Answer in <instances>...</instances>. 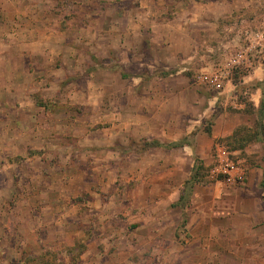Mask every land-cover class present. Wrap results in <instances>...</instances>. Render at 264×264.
Masks as SVG:
<instances>
[{"label":"crops","instance_id":"obj_1","mask_svg":"<svg viewBox=\"0 0 264 264\" xmlns=\"http://www.w3.org/2000/svg\"><path fill=\"white\" fill-rule=\"evenodd\" d=\"M102 1L106 0H98ZM119 1L109 3L119 5ZM146 1L147 13H153V0ZM193 1L186 0L185 5L194 8L187 11L184 28L174 25L181 18L162 24L154 21L147 25L156 28L152 34L149 29L142 31L143 25L123 22L129 17L126 13L116 11L111 17L122 21L121 32L110 38L120 44L115 48H126L127 41L140 38L147 53L161 47L165 56L159 61L164 67L162 74L150 82L132 78L133 88L128 94L123 89L124 80L105 78L106 69L98 65L107 57L112 45L105 43L113 34L94 33L90 22L85 24V18H89L83 13L88 8L85 2L61 11L56 0H0V164L10 176L5 180L9 181L8 191L1 193L4 184L0 188V264L25 262L26 244L21 242L24 235L17 240L10 237L13 226L23 231L20 222L24 205L19 201L18 207L13 204L12 209H16L10 211L9 200L14 192V173L31 163L51 169L60 166L66 173L69 167L90 165L93 169L89 183L83 176L68 179L62 175V179H52L38 192L40 198L64 201L88 196V205H83L86 208L61 201L45 204L44 208L55 215L58 245L80 237L86 228L83 218H88L87 213L93 217L95 232L84 242L80 264H264V155L255 165L248 164L246 180L239 187L221 189L210 178L204 184H187L197 160L207 167L215 164V149L222 145L218 142L237 128L258 121L264 91V78L257 67L241 84L246 88L242 91L251 94L248 102L253 103L254 112H246L247 103L243 102H232L228 110L223 101L237 89L234 84L224 85L218 91L222 101H215L216 97L206 98L187 77L186 65L192 64L193 58L189 55L200 54L206 39L218 36L216 31L208 35L205 28L214 21L211 8L215 2ZM127 50L137 60L142 46L136 50L130 44ZM167 55L183 62L177 67V76L165 71L172 68ZM99 72L103 78L93 76ZM114 83L120 87V93H115L118 104L114 118H132L129 133L135 142L144 139L160 145L148 150L144 158L131 151L132 180L136 182L130 199L131 221L118 226L102 221L109 218L105 214L112 202L104 203L101 194L111 185L98 188V167L113 158L121 164L122 147L116 140L100 145L89 136V127H78L72 121L76 113L86 117L84 109H104L103 101L109 95L106 87ZM154 83L156 87L150 89ZM235 94L234 98L238 96ZM112 129H105L106 134L114 132L121 139L124 127L115 125ZM263 146L264 142H258L247 153L256 154V148ZM35 175L38 180L44 178L39 171ZM18 192L26 197L24 189ZM118 210L121 214L122 209ZM114 212L117 214L116 209ZM2 214H16L18 224L1 221ZM10 253L14 256L7 259Z\"/></svg>","mask_w":264,"mask_h":264},{"label":"rangeland","instance_id":"obj_2","mask_svg":"<svg viewBox=\"0 0 264 264\" xmlns=\"http://www.w3.org/2000/svg\"><path fill=\"white\" fill-rule=\"evenodd\" d=\"M58 2L59 8H61V11L64 9H68V7L71 6V8H76L74 6L80 5L82 6V3L85 2V5L88 6L87 9H84L83 13L85 17L89 16V18H85L84 22L85 24H90L92 27H94L93 32H100L101 35L104 36L107 32L113 34L110 38H114V34L117 35V33H120L121 29V22L130 24H139L143 25V28H141L142 31H150V33H154L155 29L152 27H147L149 23L153 24L154 21L156 23L162 24L164 22L167 23L168 20L172 22L174 19L181 18L183 20H179L178 22H174V25L181 26V28L185 27V23L188 16H186L187 11L189 9H193V5H185L186 0H153V5H150L152 8L153 13H147L148 7L146 5V0H122L119 1V5H114L113 2L109 3L111 0H106L105 2H98V0H56ZM90 1V2H89ZM144 1V2H142ZM207 0H194L193 2L201 3ZM215 2V6L211 8L214 12H212V21L213 23L210 25H207L205 27L208 31L206 33L216 31L218 33V36L215 38H210V36L206 39L208 40L203 44L202 51H200V54L197 55H189L193 56L191 57L190 61H192V64H185L187 66V70H185V74L187 77L192 80L193 83L199 86V89L201 92L206 95V98H214L216 97L215 101L220 99L218 91H221V89L212 88L205 86L202 84L203 82L200 80L201 76L210 77V79L218 73L219 70H223L225 65L228 63V59L235 54L236 52L240 51L246 46V33L251 30L257 29V27H260L264 23V0H208ZM88 2V4H86ZM179 2H182L180 4ZM106 3V4H105ZM150 3V2H149ZM148 3V4H149ZM150 8V7H149ZM72 11V10H71ZM79 11L80 10H76ZM116 11H119L120 13H126L129 15L125 20L114 21L111 17H114V14ZM132 13H142L141 16H134L132 17ZM178 13L180 15H178ZM88 14V15H87ZM105 16H104V15ZM148 14V15H147ZM99 15V18H95ZM102 15L104 17H102ZM108 15V16H107ZM185 15V16H184ZM190 17L191 14L189 15ZM107 17V18H106ZM129 19V20H128ZM94 20V21H93ZM131 20V21H130ZM88 21V22H87ZM169 22V21H168ZM65 24V23H64ZM127 25V24H125ZM177 27V26H176ZM180 28V27H179ZM94 34H91L93 36ZM128 39L126 38V41ZM141 42H143L141 44ZM98 43V40L95 44ZM110 44L111 48L106 52L107 57L100 61L98 63L99 67L106 69L105 72L107 74L105 75V78L111 79V80H117L121 78L124 80L125 86H123V89H126L129 91L133 88V80L132 78H142L143 82L147 81L150 82L154 78L158 77L160 73L164 70H162L164 67L159 62L164 56V52L161 47L159 49L149 51V53L146 52V45L144 41H141L140 38L138 39H131L130 42L127 41V43L118 49L115 47H118L117 45H120L116 42L114 39L106 40L105 46ZM130 44L133 45V48H136V50H139L142 46V51L138 53L137 60L132 59V56L130 52H128L127 47L130 46ZM109 46V47H110ZM112 49V50H111ZM118 49V50H115ZM144 52V53H142ZM175 56L173 55H167V59H169L168 63L171 64L172 68L170 70H165L166 72H170L174 76H177V72L180 70L178 65H180L181 60L177 59L175 60ZM183 58V55H182ZM110 59L112 61H110ZM174 59V60H173ZM115 60H118L116 62ZM253 60V68L251 70H244L243 68H233L231 69L230 75L228 78H223V87L224 85L231 86L234 84L237 89L234 90V92L229 93L228 95V102L223 101V103L226 105L227 109H232V102L236 103H248L249 99L251 98V94L249 91L244 92L242 90H246V88L241 85L244 83L246 76L250 73V71H253V69L260 67L261 71H259L261 74V78H264V49H261L258 53H255L252 55ZM114 61V62H113ZM110 72V73H109ZM93 76L98 78H103L104 74L102 72H99L98 75L93 74ZM142 82V83H143ZM237 83V84H235ZM157 84L154 83V85L151 84V87H156ZM258 84H254L251 87L255 88ZM228 86V87H229ZM140 87V86H139ZM107 93L109 94L107 96V99H103V104L105 103L104 109L102 106L98 108V110L94 109H84V113H86V117H82V114L77 115L76 109L75 117L72 118L73 124L80 127H89L91 134L89 133V136L92 138V140L97 141L100 143V145L110 144L113 143L115 140L118 143V145H121L122 147V162L121 164L118 163L120 161L117 159V162H114V158L111 161V163H108L107 161L100 164L98 167V170L100 171V183L98 188H106V185L109 186V188L104 189L102 192V199L104 203H107V201H111V209L106 210L105 216L109 218H102V221H111L116 226L122 225L124 223H128L131 221V214H130V207H131V193L132 190H136V182L132 180V171L133 167H131V151L138 152L140 156L143 158L146 157V152L150 150L155 146L154 142H149L146 140H140L138 143L135 142L129 133V129L132 125V118L127 117L123 119H115L114 113H115V107L118 104V99L115 98V93L119 94V86H115V83L111 86L108 85L107 87ZM146 88V87H142ZM117 90V91H116ZM240 90V92H238ZM237 91V92H236ZM252 91V90H251ZM236 92V94H235ZM233 93L237 96L234 98ZM245 93V94H244ZM227 97V96H226ZM233 97V98H232ZM130 103L128 104V106ZM224 110V109H223ZM135 120V119H134ZM213 120V119H212ZM212 121H210L211 123ZM258 122V121H257ZM253 124V126L249 127H255L257 124ZM122 125L124 127V134L121 135V139H118V134L107 133V129H111L108 131H113L114 126ZM209 125V122H208ZM95 129V130H94ZM106 129V130H105ZM105 130V131H104ZM126 131V132H125ZM87 136V134H86ZM77 141V140H76ZM115 142V144H116ZM221 144V142H218ZM256 143L249 145L245 152L239 151L235 152L233 155L238 158L239 162L241 163V166L245 169L248 168V164L255 165L258 158L263 154L264 155V146L263 148H256L257 153L256 154H248L247 149L249 147L254 148ZM225 145V144H222ZM226 146V145H225ZM117 149H119V146H116ZM227 147V146H226ZM111 149L113 146L110 147ZM229 147H227L228 149ZM114 149V148H113ZM228 151H231V148L228 149ZM231 154L233 152H230ZM119 151H117V157H118ZM214 155V152H213ZM215 157H216V149H215ZM243 157V158H241ZM1 161V158H0ZM215 164L212 163L210 165V168H212ZM63 167H52V169L49 166H42L38 163L33 164L31 163L29 166L21 167L18 169L17 173H14L13 167L10 168L11 172L15 175V181L13 183L12 189L13 193L11 194L12 197H10V200L12 203L9 205L11 206L10 211H14L15 209H12L13 204H15L17 207L19 205V201L23 206L24 214L22 215L21 220V227L22 230H18V228H15L11 230L10 237L13 239H18L19 236L24 235V239L21 240L25 241V250L26 254L24 257H27L30 255L35 256H42L45 255L46 252H57L62 253V256H60L56 263L54 264H80V261L73 262L71 256L68 254L69 250L74 248L75 245H85L84 242L87 238L91 237L92 234L95 232L94 226L91 223L93 222V217L90 215L87 216L88 218H83V221L86 223V228L82 230L81 236L76 237L74 240H71L69 243H64L63 245H58V239L55 238L56 233H54L55 229V221L53 217L55 215L50 214L49 211H45V204L53 203V201H61L63 204L69 203V206H75L78 205L83 206L84 203L88 205V196L84 195L82 198H76V199H69L67 201H64V199H57V198H40L38 197V192L41 193V189L44 186H48L50 184L51 180L56 179V182L58 181V178L62 179V175H67L68 179H71V177H79L83 176L85 177V180H89L92 177L90 172L92 167L90 165L88 166H82L79 167V169H75L74 167H69V170H67V173L64 170H61ZM81 168H84L81 170ZM146 168V167H145ZM41 172L43 174V177H40L38 180V175L36 176L37 172ZM208 175V176H207ZM37 177L36 180L33 178ZM206 179L210 178L209 173H206ZM10 177L9 173L6 171L4 165L0 164V188L1 185L4 184V187L1 190V193H5L8 191V188L6 187V184H9L8 182H5V180ZM88 178V179H87ZM93 180V179H92ZM40 181V182H38ZM89 181L87 183H89ZM114 182V184H111L110 182ZM91 183V182H90ZM216 183L220 186L221 189L224 188V184ZM105 185V186H102ZM20 189L25 190L26 197L19 196ZM39 190V191H38ZM100 191V190H99ZM23 192L20 194L22 195ZM1 200V199H0ZM64 201V202H63ZM75 202V203H74ZM107 205V204H106ZM87 207V206H83ZM88 209V208H87ZM116 209L117 214H115L114 210ZM118 209H122V213H120ZM47 210V209H46ZM1 221L4 222H11L18 224V217L17 215H5L2 214ZM91 224V225H90ZM21 228V229H22ZM68 239H72V236H67ZM65 240H67L65 238ZM75 245L73 246V244ZM143 248V247H142ZM86 249V248H85ZM82 250L79 248V251ZM77 250V253L79 252ZM12 253L7 256V259L13 258L14 255H11ZM8 255V254H7ZM25 259V258H24ZM26 261V260H25ZM34 262L27 261V264H32ZM40 264H45L44 262H39ZM1 264H8V263H1ZM24 264V263H23ZM26 264V262H25Z\"/></svg>","mask_w":264,"mask_h":264},{"label":"built area","instance_id":"obj_3","mask_svg":"<svg viewBox=\"0 0 264 264\" xmlns=\"http://www.w3.org/2000/svg\"><path fill=\"white\" fill-rule=\"evenodd\" d=\"M264 49V23L255 30L246 33V46L233 54L223 70H219L211 79L201 76L200 80L207 87L223 88V78H228L233 68L250 70L253 68L252 55ZM215 165L209 172L212 182L224 184L225 186H241L246 180L245 169L239 161L231 158V153L222 145L216 147Z\"/></svg>","mask_w":264,"mask_h":264},{"label":"trees","instance_id":"obj_4","mask_svg":"<svg viewBox=\"0 0 264 264\" xmlns=\"http://www.w3.org/2000/svg\"><path fill=\"white\" fill-rule=\"evenodd\" d=\"M237 84V83H235ZM262 84H264V81L262 82ZM247 111L248 113H252L254 112V105L251 102L247 103ZM258 114H259V118H258V122L255 125V127H249V126H242L239 127L235 130V132L227 137L224 138L222 140H220L219 142H221V144H225L227 147L231 148L230 152H233L231 154V157L234 161H238L239 157L236 158L233 154L235 152H245V149L254 143H258V142H264V91H263V98L261 101V105H260V109L258 110ZM208 134L210 135V129H208ZM156 147H159L160 145L158 143H155ZM228 148V149H229ZM243 158V157H241ZM211 168L207 167L204 165V163L202 161L197 160L196 161V165H195V169H194V173L191 177V179L188 181V185L190 184H204L207 181L206 177V173L208 174L210 172ZM262 186L264 188V181L262 183ZM79 248L82 249L79 251ZM77 250L79 251L77 253ZM85 251V245H75L74 248L70 249L68 254L71 256L73 262H78L80 261V256L83 254V252ZM62 256V253H57L54 251L51 252H46L45 255L42 256H35V255H29L27 257V259L25 258V262L27 264V261H32L34 263L32 264H40L39 262H44L45 264H54L56 263L55 261H57V259ZM24 262V264H25Z\"/></svg>","mask_w":264,"mask_h":264}]
</instances>
